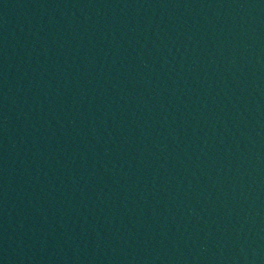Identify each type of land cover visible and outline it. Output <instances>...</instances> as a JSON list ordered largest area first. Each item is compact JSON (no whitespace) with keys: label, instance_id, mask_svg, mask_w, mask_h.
<instances>
[{"label":"water","instance_id":"obj_1","mask_svg":"<svg viewBox=\"0 0 264 264\" xmlns=\"http://www.w3.org/2000/svg\"><path fill=\"white\" fill-rule=\"evenodd\" d=\"M0 264H264V0H0Z\"/></svg>","mask_w":264,"mask_h":264}]
</instances>
